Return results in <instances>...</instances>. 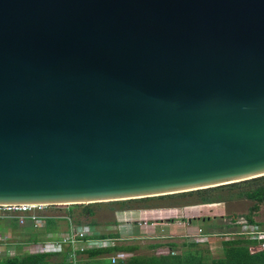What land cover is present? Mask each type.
<instances>
[{
	"label": "water",
	"instance_id": "95a60500",
	"mask_svg": "<svg viewBox=\"0 0 264 264\" xmlns=\"http://www.w3.org/2000/svg\"><path fill=\"white\" fill-rule=\"evenodd\" d=\"M264 175V0H0V205Z\"/></svg>",
	"mask_w": 264,
	"mask_h": 264
},
{
	"label": "rangeland",
	"instance_id": "374dc122",
	"mask_svg": "<svg viewBox=\"0 0 264 264\" xmlns=\"http://www.w3.org/2000/svg\"><path fill=\"white\" fill-rule=\"evenodd\" d=\"M243 181V180H242ZM223 185V186H222ZM218 186H211L207 187L209 190L206 192L207 196L211 197L216 205H205L204 203H200V198L198 197L197 193L191 194L189 191L192 190H185L180 192H174L171 194H165L169 196H162L156 195L153 198L142 200H132L128 202V207L132 206L134 208H147L152 207L156 211H168L166 217H171L172 220L175 219L177 222L182 218L185 220L188 217L193 215H197L201 213V216L205 217L207 222L205 225V232L213 233L211 235V240L207 243H200L199 247L203 250L204 253L207 254L208 258L218 257L223 254V246H222V239L224 237H235L241 234L247 236H254L256 232H264V203L261 206L260 211L254 219L258 222L256 225H250L246 222V214L249 212L250 207L254 203L251 199L244 196V191L253 188L255 185L252 182L242 183L239 184H222ZM206 189V188H201ZM198 190V189H197ZM143 198V197H142ZM137 199V198H132ZM130 200V199H124ZM120 200H103V201H94V202H80V203H56V204H49L40 211L42 214L52 215V216H65L68 211H71V215L73 220L77 223H87L90 220L95 219L97 222L106 223L109 220H112L119 211H126L131 210V208H123L118 202ZM222 205L223 210H220V206ZM218 205V206H217ZM90 207L94 213L98 216L90 218L91 216L87 213L86 209ZM224 215H221V214ZM5 213H0V217L4 216ZM93 214V213H92ZM165 215V214H164ZM214 217V219L209 220L208 217ZM209 220V221H208ZM95 223V222H94ZM96 226L91 223L93 229H98L100 231H105L112 227L107 226L105 224H98L95 223ZM203 224V223H201ZM115 225V229H116ZM129 227V225H128ZM118 228V227H117ZM132 232L125 234L124 232V225L119 227L118 233L124 234V236H130L132 233L140 234L139 231H142V228L135 229V224H132L129 227ZM128 228V231L130 230ZM194 228V227H193ZM41 229L36 230L39 232ZM194 232V231H193ZM188 233L187 236H184L183 239L187 241V243L192 242V235L194 233ZM196 233V232H195ZM126 236V237H127ZM179 239L178 243H180L179 248L176 252H181L185 247L182 246V242L184 240ZM43 239L35 240L32 244L29 245L27 251L24 253H34L41 251L40 245ZM150 238L142 237V238H132V239H125L121 242L125 243H137L141 247L139 250L136 251L137 254H146L150 255L153 253H161L166 250L169 252L170 249L168 247L162 249H151L148 245L151 243ZM120 242V243H121ZM7 253H2L0 256H7V255H15L16 251H9ZM15 252V253H13ZM23 252V251H22ZM4 254V255H3ZM21 253H19L20 255Z\"/></svg>",
	"mask_w": 264,
	"mask_h": 264
},
{
	"label": "trees",
	"instance_id": "16d2710c",
	"mask_svg": "<svg viewBox=\"0 0 264 264\" xmlns=\"http://www.w3.org/2000/svg\"><path fill=\"white\" fill-rule=\"evenodd\" d=\"M239 182H252L254 187L244 191V196L251 199L254 203L249 209V212L245 215L247 223L250 225H256L258 222L254 219L256 214L261 209L264 203V175L247 179ZM234 182L231 184H239ZM223 186V185H222ZM209 189H198L189 191V193H197L200 198V203H211L212 198L207 196ZM172 195V194H171ZM169 196V195H162ZM152 197H143L130 200H120L123 208L128 207V202L132 200H146ZM152 208V207H147ZM87 213L92 215L94 211L87 207ZM55 221L48 220L49 224ZM100 238H116L119 236H111L105 234H99ZM264 239H259L247 235H239L235 237H224L222 239L223 254L219 257L208 258L207 254L200 249V243L187 241L182 242V246L185 248L181 252H176L180 243L169 242V252L153 253L150 255L137 254L136 251L140 249V245L137 243H125L118 242L106 247L86 249L85 251H79L77 254H82V258L72 257V249L70 247L62 251L61 257H56L57 251H38L34 253H23L15 255L0 256V264H264ZM163 243H150L149 248L157 250V248L164 246ZM175 251V253H172ZM118 253H129L127 258H118L116 262L112 261L111 256Z\"/></svg>",
	"mask_w": 264,
	"mask_h": 264
},
{
	"label": "crops",
	"instance_id": "0c3cea01",
	"mask_svg": "<svg viewBox=\"0 0 264 264\" xmlns=\"http://www.w3.org/2000/svg\"><path fill=\"white\" fill-rule=\"evenodd\" d=\"M205 205L217 204L214 202L204 203ZM222 205L220 210H223ZM218 206V205H217ZM168 211H156L154 208H133L131 210H124L116 212L114 218L109 220L106 223L97 222L95 219L90 220L85 223H77L73 220L72 213L69 210L65 216H52L42 214V211H35L39 215L38 225L30 217H28L31 212L20 213L18 216H9L5 214L0 217V254L7 253L9 251H16V254H23L27 251L30 244L35 240L43 239L40 245L41 251H57L58 254L56 257L62 256V251L69 246L59 244L58 241L67 233H69L72 228H78L79 226L89 225L93 223L105 224L112 228L105 231H100L96 229L99 234L119 236L120 238L132 239V238H150L152 243H163L164 246H161L157 249H162L168 247L166 245L169 242H178L180 238L184 240V236H187L188 233H195L199 229H203L205 232V223L207 220L205 217L201 216V213L188 217L185 220L182 218L177 222V220L171 217H166ZM165 214V215H164ZM90 215V214H89ZM221 215H224L223 213ZM20 216H24V222L20 221ZM90 218L97 217L96 213L90 215ZM209 220L214 219V217H208ZM54 220L52 224L48 223V220ZM208 220V221H209ZM95 222V223H94ZM203 223V224H201ZM132 224H135V229L137 227L142 228L140 234L132 233L130 236H127L128 233H131L132 230L129 228ZM115 225L116 229L114 228ZM124 225V232L127 233V237L124 234L118 233L119 227ZM129 225V227H128ZM194 227V228H193ZM128 228L130 229L128 231ZM41 229L39 232L36 230ZM212 235L211 232H205ZM212 238L210 237V240ZM122 241V240H121ZM119 241V242H121ZM23 251V252H22ZM166 251V250H165ZM15 253V252H13ZM4 255V254H3ZM82 254L78 255V258H82ZM219 257V256H218Z\"/></svg>",
	"mask_w": 264,
	"mask_h": 264
},
{
	"label": "built area",
	"instance_id": "2783aa9c",
	"mask_svg": "<svg viewBox=\"0 0 264 264\" xmlns=\"http://www.w3.org/2000/svg\"><path fill=\"white\" fill-rule=\"evenodd\" d=\"M47 205L42 204H29V203H22V204H4L0 205V213H5L9 216H18L20 213L31 212L32 213L28 216L33 221H35L36 225H38L39 215L35 213V211L41 210ZM4 214V215H5ZM20 221L24 222V216H20ZM247 222V220H246ZM99 233L96 229H93L92 226L83 225L79 226L78 228H72V230L64 235L59 241V244L67 245L72 249V257L75 260L77 258V253L79 251H85L86 249L92 248H101L106 247L112 244H116L119 241L123 240V238L116 237V238H100L98 237ZM192 241L197 243H207L210 241V234L204 232L203 229H199L196 233L192 235ZM253 237L264 239V232H256V235ZM264 246V243H263ZM166 252V251H163ZM175 253V251H172ZM129 253H118L112 255V261L116 262L118 258H127Z\"/></svg>",
	"mask_w": 264,
	"mask_h": 264
}]
</instances>
